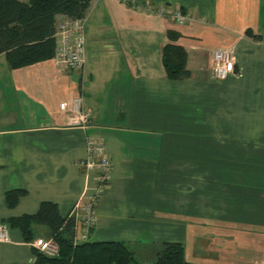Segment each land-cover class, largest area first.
Here are the masks:
<instances>
[{
    "label": "crops",
    "instance_id": "crops-1",
    "mask_svg": "<svg viewBox=\"0 0 264 264\" xmlns=\"http://www.w3.org/2000/svg\"><path fill=\"white\" fill-rule=\"evenodd\" d=\"M160 8L190 21L179 24ZM67 20L57 16L56 24ZM80 22V70L53 60L11 70L0 55V226L36 213L42 202L74 217L95 185L96 172L80 166L88 137L104 142L113 170L86 241H122L139 264H153L165 242L182 243L187 264H205L202 256L219 242L240 240L226 230L247 231L243 248L251 245L261 234L254 231L264 230V0H93ZM168 31L179 34L189 78H166ZM215 49L231 50L238 75L212 79ZM78 94L90 119L84 131L69 128L61 110ZM195 181L214 206L193 209ZM15 189L27 194L8 208L5 193ZM192 212L212 213L211 221L193 222ZM9 231L0 264H32V242L48 238L47 230L31 243ZM238 250L230 261L252 259Z\"/></svg>",
    "mask_w": 264,
    "mask_h": 264
},
{
    "label": "trees",
    "instance_id": "trees-1",
    "mask_svg": "<svg viewBox=\"0 0 264 264\" xmlns=\"http://www.w3.org/2000/svg\"><path fill=\"white\" fill-rule=\"evenodd\" d=\"M92 1L0 0V55H4L8 68L17 70L52 60L56 17L81 20ZM247 35L252 34L247 31ZM167 38L169 42L161 50L166 78L172 81L189 78L187 53L175 43L179 34L168 31ZM26 194L20 189L6 192V206L15 207ZM6 225L8 230L19 231L26 243L35 238L37 226L46 228L48 240H53L58 249L57 255L50 257L33 247L32 264H139L136 251L122 241L75 244L78 235L75 217L62 216L52 202H42L36 213L8 219ZM153 264H187L184 247L181 243H162L154 253Z\"/></svg>",
    "mask_w": 264,
    "mask_h": 264
},
{
    "label": "built area",
    "instance_id": "built-area-1",
    "mask_svg": "<svg viewBox=\"0 0 264 264\" xmlns=\"http://www.w3.org/2000/svg\"><path fill=\"white\" fill-rule=\"evenodd\" d=\"M152 12V8H146ZM160 15L168 14L174 21L184 24L190 21L188 15H184L180 10L166 12L164 8L156 10ZM55 38V50L53 62L55 66L62 70H80L86 60L85 36L83 24L80 20H70L57 25ZM238 75L236 59L229 49H215L211 53V76L215 81H226L230 77ZM61 110L66 113V120L69 128L84 131L90 124L89 113L83 109L81 94L71 99L69 102L61 104ZM87 156L80 163L81 168L86 173L96 172L95 185L85 194L83 202L76 205L74 217L78 223L75 237V244L87 240L88 231L95 222V207L102 195L109 187L112 178L113 164L109 158L104 142L96 138L84 139ZM80 223V230L79 228ZM79 230V231H78ZM10 241V231L5 226H0V243ZM32 246L47 256L57 255V247L51 240L44 241L36 239Z\"/></svg>",
    "mask_w": 264,
    "mask_h": 264
},
{
    "label": "rangeland",
    "instance_id": "rangeland-1",
    "mask_svg": "<svg viewBox=\"0 0 264 264\" xmlns=\"http://www.w3.org/2000/svg\"><path fill=\"white\" fill-rule=\"evenodd\" d=\"M85 147H86V145H85ZM263 171H264V169H263ZM190 186H191L190 189L194 190L192 192V194H191L190 199H189L193 209L195 207L199 208L200 205L201 206H207V207L208 206L210 207V205H213V204H211V203H214L213 200H212L213 198L210 196L209 190L200 192V187H199L198 181L192 182ZM231 200H232L231 197L230 198L228 197L224 201H226L228 204H230ZM226 202H225V207H226ZM225 211H226V213H225L224 218H223L224 221L231 218L230 209L229 210H225ZM211 214L208 213V214H205L203 216H200V214L192 212L191 220L193 222H197L198 223L201 220V218L204 217V218H207L209 221H211V219H210L211 218ZM214 214H215V212H214ZM240 216L242 217V216H244V214L241 213ZM216 218L217 217H216V214H215V216L213 217V220H215V222L217 221L216 223H218L221 218L218 217L217 220H216ZM35 230H36L37 233H40L43 230H46V228L43 227V226H37ZM223 232H225V233H234V234L236 233V234H238L240 236V240L239 241L230 242V243L229 242L225 243L224 246H223V242L224 241L219 242L218 245H215L216 247L214 246V249L212 250L213 252H207V256H202V258L206 259L205 260V264H264V236H263L264 230L254 231V233L255 232H257V233L261 232L260 236L257 237V238H254V240L252 241V244L249 245V246H246L245 248H243V246H244L243 242H244L245 239H248L247 231L245 232L243 230H232V231L231 230H226V231H223ZM43 240L44 241H48V238L43 237ZM182 246L184 247V250H185V246L183 244H182ZM148 249H147V252L150 254V250H148ZM236 250H238L237 251L238 254H242V255H244L247 258H251L252 257V259L248 260V261H244L245 263H242V262L237 263V261H239V260L244 258L241 255H237L238 258H236L237 259L236 261H230L232 253H234ZM156 251H157V249H156ZM153 252H154V250H152L151 253H153ZM201 253L203 254V251L201 249H199L196 252L197 255H202ZM190 257H192V256H190Z\"/></svg>",
    "mask_w": 264,
    "mask_h": 264
}]
</instances>
